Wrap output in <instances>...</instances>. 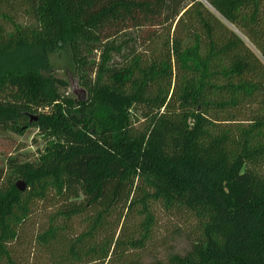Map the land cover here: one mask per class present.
<instances>
[{
	"label": "trees",
	"instance_id": "1",
	"mask_svg": "<svg viewBox=\"0 0 264 264\" xmlns=\"http://www.w3.org/2000/svg\"><path fill=\"white\" fill-rule=\"evenodd\" d=\"M62 47L84 102L41 74ZM30 128L0 264H264V0H0V135ZM161 214L188 249L148 261Z\"/></svg>",
	"mask_w": 264,
	"mask_h": 264
},
{
	"label": "rangeland",
	"instance_id": "2",
	"mask_svg": "<svg viewBox=\"0 0 264 264\" xmlns=\"http://www.w3.org/2000/svg\"><path fill=\"white\" fill-rule=\"evenodd\" d=\"M16 22L20 25L30 24L27 18L22 16H17ZM83 57L87 59V63H97V55H86L82 54ZM41 74L45 77L54 76L56 78L64 79L69 83V87L64 93H72V88H75L79 92H84L87 98L86 89L78 85V75L80 71L76 68V58L73 59L71 52L66 48H58L48 53L46 56V63L44 64V69ZM83 77V76H82ZM85 78H93L92 73L89 71ZM74 99H78L76 94L72 96ZM134 116L131 118V122L134 124L135 128L143 130L145 126L138 112H133ZM132 115V114H131ZM37 131L33 128L28 129L24 135L18 136L11 133L0 135V169H7V164L9 159H16L19 162L26 163L31 162L37 157L38 151L42 147V142L37 138ZM18 180H16L17 182ZM173 219L164 217L160 215L159 226L154 232L151 245L147 253V260L151 261L154 259H163L166 256L173 254H183L187 251L188 245L180 230L175 228L173 224ZM34 230V225L32 224L27 228L26 232L29 237H32ZM30 244L25 246V256L27 261L31 259V254L37 253L32 252L33 249L30 248ZM32 252V253H30Z\"/></svg>",
	"mask_w": 264,
	"mask_h": 264
},
{
	"label": "water",
	"instance_id": "3",
	"mask_svg": "<svg viewBox=\"0 0 264 264\" xmlns=\"http://www.w3.org/2000/svg\"><path fill=\"white\" fill-rule=\"evenodd\" d=\"M72 93L77 95V97H78L77 101L78 102H84L85 101L86 97H85L84 92H82V91L79 92L75 88H72ZM15 188L19 192H24L26 186H25L24 182L18 181L15 183Z\"/></svg>",
	"mask_w": 264,
	"mask_h": 264
}]
</instances>
